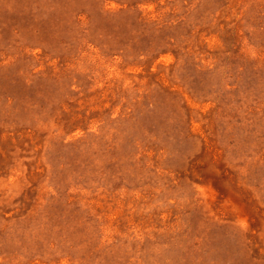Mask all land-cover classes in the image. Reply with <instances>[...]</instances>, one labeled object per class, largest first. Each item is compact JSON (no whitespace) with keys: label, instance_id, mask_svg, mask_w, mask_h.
Masks as SVG:
<instances>
[{"label":"rangeland","instance_id":"obj_1","mask_svg":"<svg viewBox=\"0 0 264 264\" xmlns=\"http://www.w3.org/2000/svg\"><path fill=\"white\" fill-rule=\"evenodd\" d=\"M0 264H264V0H0Z\"/></svg>","mask_w":264,"mask_h":264}]
</instances>
